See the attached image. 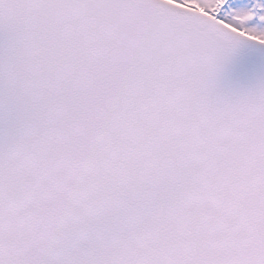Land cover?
<instances>
[{
	"label": "snow or ice",
	"instance_id": "obj_1",
	"mask_svg": "<svg viewBox=\"0 0 264 264\" xmlns=\"http://www.w3.org/2000/svg\"><path fill=\"white\" fill-rule=\"evenodd\" d=\"M0 264H264V0H0Z\"/></svg>",
	"mask_w": 264,
	"mask_h": 264
},
{
	"label": "water",
	"instance_id": "obj_2",
	"mask_svg": "<svg viewBox=\"0 0 264 264\" xmlns=\"http://www.w3.org/2000/svg\"><path fill=\"white\" fill-rule=\"evenodd\" d=\"M253 69L251 67L231 68L223 76L221 87L231 90L247 86L251 82Z\"/></svg>",
	"mask_w": 264,
	"mask_h": 264
}]
</instances>
